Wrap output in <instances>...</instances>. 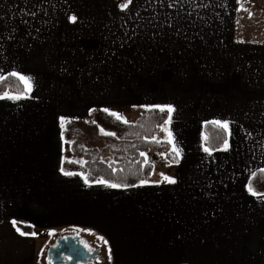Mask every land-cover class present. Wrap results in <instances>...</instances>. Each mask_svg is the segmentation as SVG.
<instances>
[{"label":"crops","instance_id":"1","mask_svg":"<svg viewBox=\"0 0 264 264\" xmlns=\"http://www.w3.org/2000/svg\"><path fill=\"white\" fill-rule=\"evenodd\" d=\"M240 4L0 0V75L33 82L30 98L0 99V264H36L44 232L65 227L104 237L112 264H264V195L247 190L264 168V0ZM169 104L182 154L161 178L152 163L150 183L127 188L61 173V116ZM213 119L231 135L209 155Z\"/></svg>","mask_w":264,"mask_h":264},{"label":"trees","instance_id":"2","mask_svg":"<svg viewBox=\"0 0 264 264\" xmlns=\"http://www.w3.org/2000/svg\"><path fill=\"white\" fill-rule=\"evenodd\" d=\"M4 77V80H0V95L5 92L10 94L23 92V85L16 78L9 76V73ZM162 119L163 114L159 110H148L136 122L125 124L103 109L94 110L90 122L71 119V122L65 125L63 139L70 144L72 153L81 157L83 162L64 159L61 167L66 171L82 173L89 181L103 178L110 182L128 184L129 187L137 185L152 171V164L146 163L144 157L140 155L141 152L151 150L164 153L171 162L176 159L171 153V145L165 140H160V143L152 141V137L159 131ZM81 124L86 126L84 131L79 129ZM101 128L116 135H104L100 132ZM203 133L208 137L207 140H203L204 146L213 150L220 149L227 137L222 129L206 123L203 126ZM89 135L107 140L108 143L101 148L86 147L81 143V139ZM105 153L108 155L103 156ZM113 169L116 171L114 172ZM253 172H256V176L250 175L248 186L251 185L254 191L264 194V172H260L259 169Z\"/></svg>","mask_w":264,"mask_h":264},{"label":"snow or ice","instance_id":"3","mask_svg":"<svg viewBox=\"0 0 264 264\" xmlns=\"http://www.w3.org/2000/svg\"><path fill=\"white\" fill-rule=\"evenodd\" d=\"M132 0H129V3H131ZM163 2V0H162ZM237 4H240V0H237ZM129 6L128 3L126 4H121L120 8L123 9H127ZM171 6V5H169ZM238 10L243 11L244 7L242 4H240V7L238 8ZM33 15H35L33 13ZM253 15L252 12H248V16L249 18H251V16ZM77 19V17L75 15H72L69 17V20L72 22H75ZM9 76L16 78L22 85H23V92L22 93H17V94H10L8 92L3 93V95H0V99H8V100H14V101H19V100H23V99H28L30 98V94L33 92V82H32V78L30 76H26V75H22L17 71H12L9 73ZM5 77L0 75V80H4ZM141 108H145L149 111L152 110H159V112L161 114L167 112V118L164 120L163 125H160L159 128L160 130L165 133V137H166V142L170 145H172L171 147V153L174 155L175 158H179L182 154V150L177 146V144L174 142L175 138L173 136V132L171 131V128L169 127V125H171L172 123V114L175 111V108L173 105H141ZM104 112L108 113L111 116H114L118 121H121L125 124L128 123V121L126 119H124L119 113L117 112H110L109 109H103ZM60 121V128H61V138H64V130H65V124L66 123H70L71 120L70 118H66L65 116H61L59 118ZM206 124H211L216 126L219 129H222L225 133H227L228 135H231L230 132V122L228 120H220V119H213V120H208L205 121ZM101 133L104 135H108V136H114L116 135L114 132H105L103 128L100 129ZM201 138L203 140H207L208 137L202 132L201 133ZM152 141L154 143H160L161 141L158 140L155 136L152 137ZM67 142V141H66ZM229 148V141L228 139H224L223 141V146L222 149L223 151H227ZM203 151L209 155L212 154L213 149H210L209 147H203ZM141 156H145L146 154L144 152L140 153ZM162 156H164V153H161ZM82 162V161H81ZM176 162H179V159L176 160ZM147 163V161H146ZM60 171L63 175L65 176H73V175H84L82 173H75V172H71V171H66L63 167L60 168ZM113 171L115 172L116 169H113ZM260 172H264V168L259 169ZM161 175H163L161 173ZM252 176L255 177L256 176V172H252ZM164 180H166L168 183H172L175 184L176 180L174 178H170L168 176H164L163 177ZM84 182L86 185H89L90 183H97V184H102L106 187H110V188H127L129 187L128 184H120V183H115V182H110L106 179L100 178V179H96L94 181H89L88 177L86 175H84ZM140 185H145L150 183V181L148 180H140ZM135 186V185H132ZM248 192L252 195V196H258V195H264L262 193H259L257 191H254L253 188L251 187V185L248 186L247 188ZM17 223V221L13 220L12 224L13 226H15ZM17 231L19 232L20 235L22 236H27V235H32L35 236L36 233L35 232H28V231H22L21 229L17 228ZM86 231H88L91 234V229H86ZM49 234H51V232H49ZM98 239H100L101 241H103L105 244L108 243L107 240L104 239V237L100 236L98 237ZM81 243H84L83 241H81ZM85 247H88L87 244H85ZM89 251H91V249H89ZM111 250L109 249V256L108 259L111 260Z\"/></svg>","mask_w":264,"mask_h":264},{"label":"rangeland","instance_id":"4","mask_svg":"<svg viewBox=\"0 0 264 264\" xmlns=\"http://www.w3.org/2000/svg\"><path fill=\"white\" fill-rule=\"evenodd\" d=\"M133 114H131V116H128L127 118L122 116L124 119H126L128 122H135L139 119V116H132ZM135 115V114H134ZM87 122L91 121V117H88L85 119ZM79 129L84 131L86 129L85 125H80ZM101 132V131H100ZM164 135V133L161 131V134L155 136L157 139L162 138ZM81 143L86 146V147H91V146H95L97 148H101L102 146H104L105 144L108 143L107 140H103L102 138H97L94 137L93 135H89L88 137H83L81 139ZM146 155L143 156L145 161L152 163L154 166V172H153V177H151L153 179H159L161 178L165 172V170H167V161L165 159V156H162L160 153L151 151V150H146L143 151ZM108 155V153H105L103 156ZM64 156L66 157V159H73L76 160L79 159L80 157L74 155L72 153V151L70 150V148H64ZM82 160H80L81 162ZM49 232H51V234H49ZM67 233H75L79 236H82L84 239H86L87 243L93 247H96L98 250V253L101 256V259L99 258H94L92 261V264H112V258L111 260L108 259L109 256V249L111 250L109 243L105 244L103 241H101L100 239H98V237H100L101 235L96 234L94 232H91V234L86 231V230H82L79 228H74V227H65L63 229H56V230H47L44 232L43 236H42V240L40 239L38 241V257H37V262L36 264H49L47 262V250L48 248L54 243V241ZM105 239V238H104ZM106 240V239H105ZM111 257H112V253H111Z\"/></svg>","mask_w":264,"mask_h":264},{"label":"water","instance_id":"5","mask_svg":"<svg viewBox=\"0 0 264 264\" xmlns=\"http://www.w3.org/2000/svg\"><path fill=\"white\" fill-rule=\"evenodd\" d=\"M96 254L98 251H89L79 241V236H61L48 248L47 262L49 264H83L90 261Z\"/></svg>","mask_w":264,"mask_h":264},{"label":"flooded vegetation","instance_id":"6","mask_svg":"<svg viewBox=\"0 0 264 264\" xmlns=\"http://www.w3.org/2000/svg\"><path fill=\"white\" fill-rule=\"evenodd\" d=\"M68 235H77V234H75V233H67V234H64V235H62L63 237L64 236H68ZM77 236H79V235H77ZM61 237V236H60ZM79 241L81 242V241H83L84 243H82L84 246H85V244H87V246L88 247H86L88 250L89 249H91V251H94V250H98L96 247H93V246H91V245H89L88 243H87V241H86V239H84L82 236H79ZM55 242V241H54ZM54 244V243H53ZM52 244V245H53ZM99 258V259H101V256H100V254L98 253V254H96L93 258H91L90 259V261L88 260L86 263H90V264H92V261H93V259L94 258ZM86 263H83V264H86Z\"/></svg>","mask_w":264,"mask_h":264}]
</instances>
